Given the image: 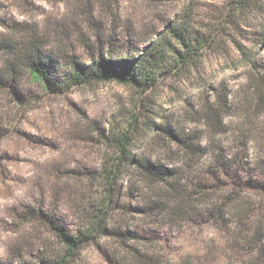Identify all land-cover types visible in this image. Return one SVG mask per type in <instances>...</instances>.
<instances>
[{"label":"rangeland","instance_id":"obj_1","mask_svg":"<svg viewBox=\"0 0 264 264\" xmlns=\"http://www.w3.org/2000/svg\"><path fill=\"white\" fill-rule=\"evenodd\" d=\"M88 3L93 22H88L84 13ZM188 3L193 29L216 42L205 50L197 67L184 73L174 71L144 93L113 80L44 90L18 61L29 34L37 37L46 52L54 45L64 47L66 41L67 48L86 63L89 55L84 44H92L98 32L105 38L116 33L119 41L128 39L138 46L151 32L163 31ZM232 5L230 0H0V264H29L33 257L28 252L40 240L48 242L45 226L21 217L26 207L54 214L71 231L79 226L84 212L100 197L99 183L89 170L99 169L111 150L100 132L104 129L109 134L129 112L141 113L144 119H148L145 113L158 114L179 129L197 134L205 145L221 142L228 154L236 150L241 137L237 131L240 111L246 103L242 99H249L245 90L251 69L237 67L235 61L241 49L254 51L257 65L264 63V45H259L264 32V0H255L240 13L234 12ZM12 67L18 70L16 77L8 74ZM60 71L63 74L64 67ZM221 93L229 95L232 107L223 117L229 131L212 141L204 110ZM259 115L251 121L264 126V117ZM256 134L252 133L248 143L250 161L260 155V136ZM136 144L138 155L167 165L178 163L174 146L172 151L151 139ZM209 160L208 155L198 166L203 170ZM238 174L243 181L255 178L253 167ZM195 176L207 184L209 196L231 182L227 175H220V181L201 173ZM136 180L129 175L118 182V203L125 207L115 210L108 234L87 243L73 264L124 263L127 246L148 249L150 256L171 262L184 257L195 262L240 260L241 251L232 248L230 239L206 213L203 215L204 206L198 205L191 216L176 223H151L135 213L142 195H131L129 186ZM247 192L250 201L260 199L264 205L263 196ZM126 231L143 239L127 241L126 236L116 234ZM13 245L22 247L25 254L13 259Z\"/></svg>","mask_w":264,"mask_h":264},{"label":"trees","instance_id":"obj_2","mask_svg":"<svg viewBox=\"0 0 264 264\" xmlns=\"http://www.w3.org/2000/svg\"><path fill=\"white\" fill-rule=\"evenodd\" d=\"M230 1L233 11L239 13L255 2ZM88 6L89 3L84 11L86 20L93 22V10L90 11ZM189 6L188 3L182 13L165 25L163 31L151 32L138 46L128 39L119 41L116 33H110L105 38L98 32L92 44L87 41L84 44L89 55L88 63L82 62L74 50H69L66 41L60 43L64 47L54 45L50 52L44 51L33 34L26 37L18 61L22 63L26 75L42 85L44 90L69 89L113 80L144 93L174 71L184 73L192 66L197 67L205 50L216 42L215 38L193 29L190 11H187ZM261 35L259 45H264V32ZM240 52L235 66L245 65L251 70L245 90L249 103L242 99L246 103L240 111L241 123L237 131L241 137H238L236 150L228 154L221 142L205 145L197 134L179 129L158 114L152 117L145 113L148 119H144L141 113L129 112L118 127L110 128L109 134H105L104 129L100 132L111 147L100 168L89 170V175L99 183L100 197L97 196L98 200L84 212L75 230H69L59 223L54 214L43 209L26 207L22 211L23 219L45 226L49 234L47 243L40 240L28 252L33 257L29 264H73L87 243L108 234L115 210L125 207L118 203L121 195L118 182L129 175L137 178L131 181L129 193L142 195L141 205L135 208V213L150 219L151 223L166 220L176 223L191 216L198 205L204 206L203 215L206 213L213 220L215 227L224 233L228 241L230 239L232 248L240 250L241 255L237 262H195L189 257L171 262L150 256L148 249L127 246V261L116 264H264V205L260 199L250 201L247 195V191L251 190L258 198L260 195L264 197V126L258 127L255 119L251 121L257 114L264 117V63L256 64L254 51L242 52L240 49ZM63 67L65 72L61 74ZM8 74L16 77L18 70L12 67ZM231 108L227 93H221L215 102L205 106L204 118L212 130V141L218 134L228 133L223 117ZM252 133L260 136V155L250 161L248 143ZM140 139H151V143L156 144L162 142L161 145L170 150L174 146L176 152L173 156H179L178 163L170 161L167 165L138 155L136 143ZM208 155L210 160L202 170L198 164H202L201 161ZM252 167L255 178L247 181L240 179L238 172ZM196 173L215 177L218 181L220 175H227L231 182L209 196L205 192L207 184L195 176ZM116 234L126 236L127 241L134 239L139 242L143 239L141 235L128 231ZM10 253L13 259L25 254L24 249L16 245L10 248Z\"/></svg>","mask_w":264,"mask_h":264}]
</instances>
